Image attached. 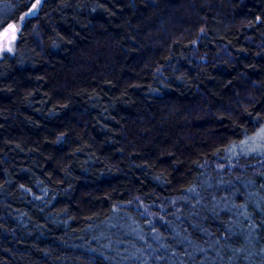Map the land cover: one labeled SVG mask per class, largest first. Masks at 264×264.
<instances>
[{
	"label": "trees",
	"instance_id": "1",
	"mask_svg": "<svg viewBox=\"0 0 264 264\" xmlns=\"http://www.w3.org/2000/svg\"><path fill=\"white\" fill-rule=\"evenodd\" d=\"M0 0V264H264V0Z\"/></svg>",
	"mask_w": 264,
	"mask_h": 264
},
{
	"label": "rangeland",
	"instance_id": "2",
	"mask_svg": "<svg viewBox=\"0 0 264 264\" xmlns=\"http://www.w3.org/2000/svg\"><path fill=\"white\" fill-rule=\"evenodd\" d=\"M41 5L40 0H36L34 4L31 6V8L23 15V18L27 15H33L38 12V9ZM21 22H17V30H12L8 26L5 27L0 32V57H2L5 54H13L16 50V42L18 38V34L21 28ZM10 48L11 51H8L7 49Z\"/></svg>",
	"mask_w": 264,
	"mask_h": 264
},
{
	"label": "water",
	"instance_id": "3",
	"mask_svg": "<svg viewBox=\"0 0 264 264\" xmlns=\"http://www.w3.org/2000/svg\"><path fill=\"white\" fill-rule=\"evenodd\" d=\"M8 27L12 30H17V26L15 23L10 24Z\"/></svg>",
	"mask_w": 264,
	"mask_h": 264
},
{
	"label": "snow or ice",
	"instance_id": "4",
	"mask_svg": "<svg viewBox=\"0 0 264 264\" xmlns=\"http://www.w3.org/2000/svg\"><path fill=\"white\" fill-rule=\"evenodd\" d=\"M7 50H8V51H11V49H10V48H8Z\"/></svg>",
	"mask_w": 264,
	"mask_h": 264
}]
</instances>
